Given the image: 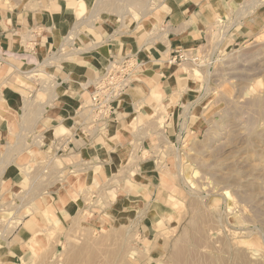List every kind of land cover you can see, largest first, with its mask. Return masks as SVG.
<instances>
[{
	"label": "crops",
	"instance_id": "crops-1",
	"mask_svg": "<svg viewBox=\"0 0 264 264\" xmlns=\"http://www.w3.org/2000/svg\"><path fill=\"white\" fill-rule=\"evenodd\" d=\"M139 1L37 0L0 14V194L17 203L0 252L10 264L47 240L35 213L63 228L81 218L164 233L169 213L147 197L161 189L173 148L207 125L194 68L168 60L203 48L219 21L229 31L220 47L264 25L262 0ZM128 55L140 72L114 117L83 125L94 81Z\"/></svg>",
	"mask_w": 264,
	"mask_h": 264
},
{
	"label": "rangeland",
	"instance_id": "rangeland-1",
	"mask_svg": "<svg viewBox=\"0 0 264 264\" xmlns=\"http://www.w3.org/2000/svg\"><path fill=\"white\" fill-rule=\"evenodd\" d=\"M36 2L0 0V14ZM215 32L213 63L190 71L205 131L173 148L161 189L147 197L169 213L164 233L122 222L96 228L81 218L63 228L35 213L47 240L17 264H264V25L252 39L219 48ZM4 203L0 194V241L17 228L9 219L17 203ZM0 264H10L3 251Z\"/></svg>",
	"mask_w": 264,
	"mask_h": 264
},
{
	"label": "built area",
	"instance_id": "built-area-1",
	"mask_svg": "<svg viewBox=\"0 0 264 264\" xmlns=\"http://www.w3.org/2000/svg\"><path fill=\"white\" fill-rule=\"evenodd\" d=\"M213 29L217 32V40H214V44L216 48H219L228 37V27L225 22L219 21ZM213 29L211 33L214 32ZM210 39L209 41H205L201 49L175 50L168 60L169 64H189L194 69H201L211 65L213 58L208 55V52L210 53V49L212 48V39ZM140 67L141 62L135 55L114 59L109 63L105 71L94 81L89 102L82 104L80 107L79 118L83 122V125L95 127L114 117L117 104L122 101L133 82L136 81Z\"/></svg>",
	"mask_w": 264,
	"mask_h": 264
},
{
	"label": "bare ground",
	"instance_id": "bare-ground-1",
	"mask_svg": "<svg viewBox=\"0 0 264 264\" xmlns=\"http://www.w3.org/2000/svg\"><path fill=\"white\" fill-rule=\"evenodd\" d=\"M101 52V51H100ZM194 71H195V69H194ZM195 73H197L198 74V72H195ZM200 77V76H199ZM29 213H31V212H29ZM48 215V214H47ZM47 218V217H46ZM47 221V220H46ZM16 224V223H15Z\"/></svg>",
	"mask_w": 264,
	"mask_h": 264
}]
</instances>
